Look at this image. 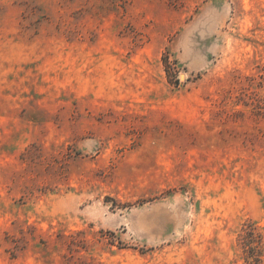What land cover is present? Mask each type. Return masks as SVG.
Wrapping results in <instances>:
<instances>
[{
	"label": "rangeland",
	"instance_id": "rangeland-1",
	"mask_svg": "<svg viewBox=\"0 0 264 264\" xmlns=\"http://www.w3.org/2000/svg\"><path fill=\"white\" fill-rule=\"evenodd\" d=\"M0 264H264V0H0Z\"/></svg>",
	"mask_w": 264,
	"mask_h": 264
},
{
	"label": "water",
	"instance_id": "water-1",
	"mask_svg": "<svg viewBox=\"0 0 264 264\" xmlns=\"http://www.w3.org/2000/svg\"><path fill=\"white\" fill-rule=\"evenodd\" d=\"M184 78V76L182 77V79Z\"/></svg>",
	"mask_w": 264,
	"mask_h": 264
}]
</instances>
